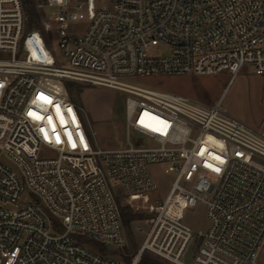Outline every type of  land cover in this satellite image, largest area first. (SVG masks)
Returning a JSON list of instances; mask_svg holds the SVG:
<instances>
[{"label": "built area", "instance_id": "obj_1", "mask_svg": "<svg viewBox=\"0 0 264 264\" xmlns=\"http://www.w3.org/2000/svg\"><path fill=\"white\" fill-rule=\"evenodd\" d=\"M32 1L40 26L22 0H0V264H264L263 123L131 81L264 74V0ZM72 82L126 92L124 145H95ZM153 165L173 179L133 226L140 247H89L81 238L126 245L120 196L148 200ZM199 204L208 225L189 262Z\"/></svg>", "mask_w": 264, "mask_h": 264}, {"label": "rangeland", "instance_id": "obj_2", "mask_svg": "<svg viewBox=\"0 0 264 264\" xmlns=\"http://www.w3.org/2000/svg\"><path fill=\"white\" fill-rule=\"evenodd\" d=\"M41 25V24H40ZM39 25V26H40ZM157 52L167 53L162 48ZM231 73L228 71L213 75L186 74L165 76H137L131 78L134 84L142 87L174 92L190 96L206 104L220 101L221 105L233 116L238 117L249 125H255L256 121L264 118V74H258L245 66L229 83ZM72 101L78 106L84 122L96 131L95 145L101 148L120 147L125 143L124 108L126 92L119 89L102 86L86 85L72 82L70 84ZM264 125V122H263ZM134 134L132 139H136ZM149 145V141L145 142ZM54 151L43 147L42 154H53ZM158 189L148 194V200H129L120 196L122 206H130L137 216L126 228V245L120 249H112L88 238H81L89 247L128 255L135 252L141 245L144 235L133 229L134 224L146 215V206L158 198H163L168 193L173 175L166 173L163 166L151 167ZM118 191L119 187H113ZM51 217L52 214L50 213ZM186 222L194 231V239L186 253L185 260L191 262L197 248V232L206 228L208 217L206 209L199 204L186 212ZM145 260H152L154 264H170L167 261L153 255H147Z\"/></svg>", "mask_w": 264, "mask_h": 264}, {"label": "trees", "instance_id": "obj_3", "mask_svg": "<svg viewBox=\"0 0 264 264\" xmlns=\"http://www.w3.org/2000/svg\"><path fill=\"white\" fill-rule=\"evenodd\" d=\"M25 12L27 13L29 17V26H39L40 25V19L36 12L34 3L32 0H22ZM121 213L124 220L125 225H130L131 221L137 216V213H134L130 206H122L121 207ZM144 264H149V261L144 260Z\"/></svg>", "mask_w": 264, "mask_h": 264}, {"label": "crops", "instance_id": "obj_4", "mask_svg": "<svg viewBox=\"0 0 264 264\" xmlns=\"http://www.w3.org/2000/svg\"><path fill=\"white\" fill-rule=\"evenodd\" d=\"M263 122H264V118H262V119L259 120V121H256V122H255V125L253 124V126H259V125H261Z\"/></svg>", "mask_w": 264, "mask_h": 264}]
</instances>
